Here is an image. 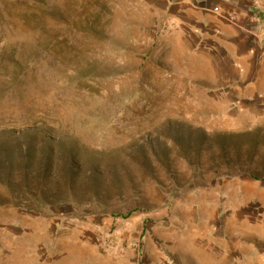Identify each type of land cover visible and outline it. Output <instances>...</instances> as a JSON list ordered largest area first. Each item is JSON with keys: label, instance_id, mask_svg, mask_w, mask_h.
Returning a JSON list of instances; mask_svg holds the SVG:
<instances>
[{"label": "rangeland", "instance_id": "1", "mask_svg": "<svg viewBox=\"0 0 264 264\" xmlns=\"http://www.w3.org/2000/svg\"><path fill=\"white\" fill-rule=\"evenodd\" d=\"M175 1L0 0V264H264V22Z\"/></svg>", "mask_w": 264, "mask_h": 264}, {"label": "crops", "instance_id": "2", "mask_svg": "<svg viewBox=\"0 0 264 264\" xmlns=\"http://www.w3.org/2000/svg\"><path fill=\"white\" fill-rule=\"evenodd\" d=\"M175 2L183 10L184 18L180 17L179 20L187 23L186 16L191 14L193 23L199 22L202 30H208V35L213 36H209V40L213 39L215 45L223 47L225 61L239 62L240 55L249 57L254 49L252 47L259 44L251 36V27L258 17L264 22V0H176ZM201 43L205 44L204 41Z\"/></svg>", "mask_w": 264, "mask_h": 264}, {"label": "built area", "instance_id": "3", "mask_svg": "<svg viewBox=\"0 0 264 264\" xmlns=\"http://www.w3.org/2000/svg\"><path fill=\"white\" fill-rule=\"evenodd\" d=\"M213 10H215V9H213Z\"/></svg>", "mask_w": 264, "mask_h": 264}]
</instances>
